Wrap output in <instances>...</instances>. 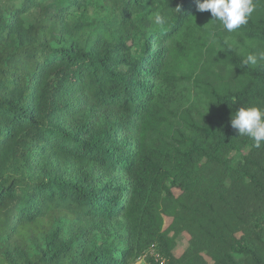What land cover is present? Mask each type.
Wrapping results in <instances>:
<instances>
[{"label":"trees","instance_id":"1","mask_svg":"<svg viewBox=\"0 0 264 264\" xmlns=\"http://www.w3.org/2000/svg\"><path fill=\"white\" fill-rule=\"evenodd\" d=\"M202 2L0 0V264H264V145L230 124L264 108V0L232 33Z\"/></svg>","mask_w":264,"mask_h":264},{"label":"clouds","instance_id":"2","mask_svg":"<svg viewBox=\"0 0 264 264\" xmlns=\"http://www.w3.org/2000/svg\"><path fill=\"white\" fill-rule=\"evenodd\" d=\"M255 10L254 0H203L197 6V11L210 12L212 22H219L229 33L247 25ZM258 61H264V50L247 55L243 64L255 66ZM230 124L238 136L251 139L255 148L264 145V108L241 107L231 116Z\"/></svg>","mask_w":264,"mask_h":264},{"label":"rangeland","instance_id":"3","mask_svg":"<svg viewBox=\"0 0 264 264\" xmlns=\"http://www.w3.org/2000/svg\"><path fill=\"white\" fill-rule=\"evenodd\" d=\"M234 159L235 160H240V156L239 155H234ZM61 168L63 169H67L70 172H73L74 170H76V166L73 163L67 162V163H61ZM120 227L121 225H109L108 226V231L110 233V237L115 236L116 238H114V244H117V239L118 237H122L123 233L120 231ZM98 237V239L103 240L104 237L102 236V234H97L96 235ZM103 237V238H102ZM113 240V239H112ZM112 242V241H111ZM188 246V236H182L178 239V247L176 249V254L180 255L184 249H186V247ZM133 264H146L145 261L142 262H138V263H133Z\"/></svg>","mask_w":264,"mask_h":264},{"label":"built area","instance_id":"4","mask_svg":"<svg viewBox=\"0 0 264 264\" xmlns=\"http://www.w3.org/2000/svg\"><path fill=\"white\" fill-rule=\"evenodd\" d=\"M145 261L146 264H167L166 260L163 259L158 253L154 252L153 248H151L143 257L136 261V263H140Z\"/></svg>","mask_w":264,"mask_h":264}]
</instances>
